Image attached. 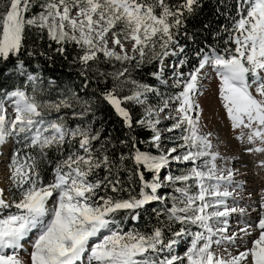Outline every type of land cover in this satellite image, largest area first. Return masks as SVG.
I'll return each mask as SVG.
<instances>
[{"label":"snow or ice","instance_id":"6c2138e0","mask_svg":"<svg viewBox=\"0 0 264 264\" xmlns=\"http://www.w3.org/2000/svg\"><path fill=\"white\" fill-rule=\"evenodd\" d=\"M202 7L201 0H0V64H11L3 74L24 78L0 89V149H14L8 187H0V264H264V194L252 209L258 218L233 226L234 214L248 215L237 203L243 182L238 170L218 166L228 160L203 131L200 103L204 82L215 79L235 139L264 154V0L218 6L225 22L216 42L190 55L180 38L195 43L186 22ZM70 45L82 88L107 85L99 97L124 138L102 136L86 119L95 115L91 98L71 89L41 98L43 77L24 57L67 60ZM150 64L164 85L173 69L176 91L133 78L134 68ZM153 212L155 223L144 220Z\"/></svg>","mask_w":264,"mask_h":264},{"label":"trees","instance_id":"16d2710c","mask_svg":"<svg viewBox=\"0 0 264 264\" xmlns=\"http://www.w3.org/2000/svg\"><path fill=\"white\" fill-rule=\"evenodd\" d=\"M203 5L193 16L189 17L187 20L186 31L189 35L195 34V43L191 40H188L186 37H181L180 42L182 44H187L186 51L191 55L193 50L203 46V42L212 44L215 43L214 33L219 30L220 26L225 22V17L218 15L216 9L219 6L220 11L224 12L225 7L232 4V0H224L223 4H220V0H201ZM234 11V9L229 8V12ZM207 24L208 27L205 28L204 25ZM223 46V45H221ZM43 48V46H41ZM55 47V45H53ZM50 54L51 50H48ZM78 51L74 45H70L68 49V59L65 60L63 57L58 54H53V60L48 61L43 57H37L35 59L24 57L26 64L28 65L29 71H38L43 77L41 82V87L45 90L44 95L41 97L43 99L56 98L60 93L65 92L66 90H73L77 92L82 98L88 99L91 98L95 106V115L89 114L86 119H94L95 128H103L102 136H107L109 133L113 137L124 138V132L126 131L119 118L115 115L113 109L99 97V92L107 87V85L99 80H93L87 89H83L82 85L84 83L83 78L78 74V65L70 63L72 57ZM180 57H176L175 61L177 62ZM39 64L40 67L37 69L36 65ZM10 62L8 64H0V89H12L13 85L19 87L23 81V77H18L15 75L5 76L4 70L10 67ZM189 65L188 67H190ZM101 67L107 71H113L114 69L110 64L101 65ZM116 67L119 68L120 65L117 62ZM156 66L154 64L146 65L139 69L132 70V76L135 79H139L145 83H151L156 87H159L161 92L166 94H171L176 89L172 87V84L168 83L167 85L161 84L159 81H156L151 75L150 72L155 70ZM180 71H187L188 68L179 69ZM173 72V71H172ZM171 72V73H172ZM55 80V86L49 88L48 81ZM111 81H108L110 84ZM30 87V85H29ZM150 103H155V101L150 98ZM68 111V110H64ZM75 123L76 121H70ZM47 175V173H46ZM150 208H158L159 205H150ZM163 219V217H161ZM144 220L151 221L155 223V213L146 215ZM150 227V225H149ZM175 227H178L176 225Z\"/></svg>","mask_w":264,"mask_h":264},{"label":"rangeland","instance_id":"374dc122","mask_svg":"<svg viewBox=\"0 0 264 264\" xmlns=\"http://www.w3.org/2000/svg\"><path fill=\"white\" fill-rule=\"evenodd\" d=\"M175 59L176 57H170L169 61L176 63ZM169 61L165 63L168 64ZM172 71V68H166L164 75V79L170 84L173 81ZM204 89V95L200 97V103L204 109L202 116L203 131L213 134V142L217 145L214 150H218L228 160L227 164L223 160H218V166L231 167L238 170L235 179L243 182V189L237 193V203L247 208L248 215L240 217L234 214L232 217L233 226H237L235 224L237 220L255 221L258 218V213L252 209L259 207L258 201L261 195L264 194V169L258 167L259 161L264 160V154H249L246 148L251 147V145L241 144L235 139L236 134L231 130L229 122L224 117L223 110L216 99L217 81L215 79L206 80ZM169 123V121H164V125ZM165 135L168 134L166 133ZM13 150L11 143L0 149L4 153V156L0 157V187H8L9 182L6 179L7 165L10 163V156ZM229 203H232V201L229 200ZM256 235L258 233L254 232L252 236H245L244 239L251 242ZM184 247L185 245H181L177 251L182 253Z\"/></svg>","mask_w":264,"mask_h":264}]
</instances>
